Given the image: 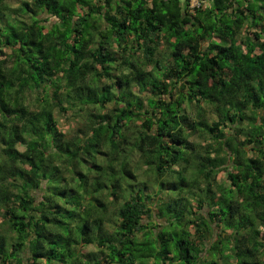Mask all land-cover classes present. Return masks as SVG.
Masks as SVG:
<instances>
[{"label": "trees", "instance_id": "obj_1", "mask_svg": "<svg viewBox=\"0 0 264 264\" xmlns=\"http://www.w3.org/2000/svg\"><path fill=\"white\" fill-rule=\"evenodd\" d=\"M17 2L0 264H264V0Z\"/></svg>", "mask_w": 264, "mask_h": 264}, {"label": "rangeland", "instance_id": "obj_2", "mask_svg": "<svg viewBox=\"0 0 264 264\" xmlns=\"http://www.w3.org/2000/svg\"><path fill=\"white\" fill-rule=\"evenodd\" d=\"M9 4L12 7H17L18 6V2L17 0H9ZM60 121V128L67 134L71 135L72 131L76 130L75 127L73 129H71L69 127L70 122L68 123L67 121H64L62 119H59ZM72 124V123H71ZM195 141L200 142L201 144H206L207 142H209L207 139L204 138H193ZM21 149V148H20ZM217 180L219 183H226V173L225 172H220L217 176ZM147 222V221H146ZM155 224V222H154ZM91 250V248L89 249Z\"/></svg>", "mask_w": 264, "mask_h": 264}, {"label": "built area", "instance_id": "obj_3", "mask_svg": "<svg viewBox=\"0 0 264 264\" xmlns=\"http://www.w3.org/2000/svg\"><path fill=\"white\" fill-rule=\"evenodd\" d=\"M206 3V0H189V7L192 8H197L201 4Z\"/></svg>", "mask_w": 264, "mask_h": 264}]
</instances>
